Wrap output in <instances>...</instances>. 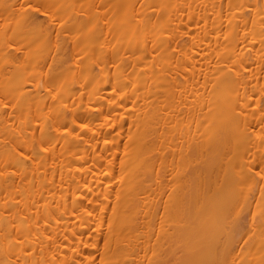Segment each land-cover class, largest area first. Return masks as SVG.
I'll return each mask as SVG.
<instances>
[{"label":"bare ground","instance_id":"obj_1","mask_svg":"<svg viewBox=\"0 0 264 264\" xmlns=\"http://www.w3.org/2000/svg\"><path fill=\"white\" fill-rule=\"evenodd\" d=\"M0 264H264V0H0Z\"/></svg>","mask_w":264,"mask_h":264},{"label":"rangeland","instance_id":"obj_2","mask_svg":"<svg viewBox=\"0 0 264 264\" xmlns=\"http://www.w3.org/2000/svg\"><path fill=\"white\" fill-rule=\"evenodd\" d=\"M96 68H98L97 65H96Z\"/></svg>","mask_w":264,"mask_h":264}]
</instances>
